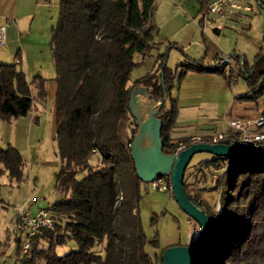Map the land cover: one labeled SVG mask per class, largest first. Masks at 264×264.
<instances>
[{
    "label": "trees",
    "instance_id": "1",
    "mask_svg": "<svg viewBox=\"0 0 264 264\" xmlns=\"http://www.w3.org/2000/svg\"><path fill=\"white\" fill-rule=\"evenodd\" d=\"M153 6L154 0H59L50 45L57 82L54 137L60 167L56 186L64 195L45 207L52 227L41 228L26 252L21 234L15 237L14 264H156L147 245H157V238H147L136 208L142 180L128 144L137 130L129 107L132 89L145 87L148 98L158 101L164 91L169 97L173 85L165 52L159 54L158 67L128 84L138 64L135 53L144 55L154 47ZM227 64L228 57L211 63L187 58L180 63L179 82L192 70L220 74L231 84L236 69L248 86L238 98H263L264 116V51L256 54L251 65L242 58L236 68L226 70ZM34 77L40 78L43 92L42 78ZM30 85L15 62H0V119L28 114L33 105ZM166 100L158 117L163 150L171 153L193 139L173 141L171 129L178 109L173 97L168 106ZM130 117L135 124L129 130ZM95 152L100 156L96 165L90 162ZM201 161L225 167L212 186L219 189V209L198 192L191 193L184 175L185 190L211 218L208 241L191 264H264V153L211 154ZM23 165L17 147L0 145V176L6 172L20 181ZM68 240L75 242V248L59 254L57 246ZM40 241L47 244L41 246Z\"/></svg>",
    "mask_w": 264,
    "mask_h": 264
},
{
    "label": "rangeland",
    "instance_id": "2",
    "mask_svg": "<svg viewBox=\"0 0 264 264\" xmlns=\"http://www.w3.org/2000/svg\"><path fill=\"white\" fill-rule=\"evenodd\" d=\"M51 1L54 4L53 9L58 12L59 0ZM210 1L154 0L152 16L155 25L154 47L144 55L141 53L134 55L138 64L132 69L128 84L158 67L161 60L159 54L166 53L165 64L174 74L166 106L170 104L172 97L176 100L178 111L175 123L187 118L178 99L180 63L187 58H201L203 62L211 63L215 59L228 57L226 70H229L230 67L236 68L241 58L251 65L256 54L264 51V0H240L242 4H249L251 8L235 9L229 18L210 12L208 18L203 19V12L207 10ZM12 61V55H8L3 48H0V62ZM35 61L43 65L41 70L45 76L56 75L50 48L48 52L44 50L40 53ZM24 71L28 72L29 78L32 79L39 70ZM234 73L236 74V70ZM233 76L229 86L234 101L226 117H219L217 123L220 124L217 130L211 132L213 135H217L219 131H226L231 117L246 119L262 115L263 98H238L239 95L247 93L248 86L243 78L235 79ZM54 101L55 97L47 98L43 105L45 108L39 113L38 120L32 126H30L31 112L28 115L0 119V145H14L21 152L24 160L22 180L10 179L6 172L0 176V240L6 242L4 264H14L17 256V242L10 226L18 210L23 208L34 212L40 207L51 205L64 195L56 186L60 157L57 154V142L54 137ZM206 110V108L202 109L203 117L209 118L215 115L214 112L213 115L208 114ZM200 117L201 115L199 117L196 115L194 118L200 119ZM127 123V128L130 130L135 121L130 117ZM177 129L173 131L174 133L171 129V136L175 142L180 138L173 136L181 137L185 134L198 133L195 125L185 127L184 130ZM210 154L201 151L192 156L185 170V182L191 193L198 192L213 208L219 209V189H213L212 186L218 175L222 173L225 164L221 168L203 165L201 159L207 158ZM90 162L94 165L100 163L97 152L91 156ZM146 185L145 181L140 182V196L136 208L147 238H157V245L148 244L147 248L156 264H161L162 249L190 243L198 235L200 225L179 206L173 195L163 190L146 189ZM46 244L40 241L41 246ZM75 246L73 240H68L65 244L58 245L56 250L59 254H63Z\"/></svg>",
    "mask_w": 264,
    "mask_h": 264
},
{
    "label": "crops",
    "instance_id": "3",
    "mask_svg": "<svg viewBox=\"0 0 264 264\" xmlns=\"http://www.w3.org/2000/svg\"><path fill=\"white\" fill-rule=\"evenodd\" d=\"M53 6L51 0H0V24L6 25L7 36L3 50L8 55H12V62L20 65L19 67L23 70H39L36 71L32 79L29 78L28 72H25L27 79L31 82L33 96V105L29 111L32 113L30 126L38 120L39 113L45 108L43 105L47 98L55 97L57 89L55 76H45L41 70L43 65L35 61L40 53L44 50L48 52L49 48L51 49L52 25L58 13L53 9ZM34 76L42 78L43 92L40 90V78L36 77L35 79ZM232 97L230 86L224 76L210 72L187 71L178 85L180 107L184 108L187 118L175 123L172 132L178 130L177 128L184 130L185 127L195 125L199 134L173 137L180 139L189 137L193 140L213 139L218 134L225 132L219 131L217 135L211 133L218 129L219 117H226L227 111L234 101ZM53 107H55V101ZM203 108L207 109L208 114L213 115L212 112H214L215 115L209 118L203 117ZM196 115L198 117L201 115L200 119H195ZM4 245H6L5 240H0V264H4L5 261Z\"/></svg>",
    "mask_w": 264,
    "mask_h": 264
},
{
    "label": "water",
    "instance_id": "4",
    "mask_svg": "<svg viewBox=\"0 0 264 264\" xmlns=\"http://www.w3.org/2000/svg\"><path fill=\"white\" fill-rule=\"evenodd\" d=\"M166 98L165 91L163 97L155 101L153 98H148L145 87L138 86L132 89L129 107L137 121V130L132 139L130 153L136 173L142 181H150L163 175L169 176L175 200L199 223L201 231L196 240L184 245L168 246L162 253V264H191L203 250L211 231L209 214L184 188V174L192 156L201 151L216 156L259 154L264 153V143L242 144L230 137L213 142L196 139L178 152H165L160 136L161 119L158 117V112Z\"/></svg>",
    "mask_w": 264,
    "mask_h": 264
},
{
    "label": "built area",
    "instance_id": "5",
    "mask_svg": "<svg viewBox=\"0 0 264 264\" xmlns=\"http://www.w3.org/2000/svg\"><path fill=\"white\" fill-rule=\"evenodd\" d=\"M249 10V4H242L240 0H211L207 10L203 12V19L208 18V14L215 13L221 17L229 18L235 9ZM6 25L0 24V48H4L6 44ZM236 70V69H235ZM233 78H240L237 73H234ZM224 137L236 139L242 144L257 145L264 143V116L253 118H231L228 120V129L218 134L210 141H219ZM196 140V139H195ZM131 145V142L128 143ZM180 144L173 152H178L184 147ZM146 189L163 190L173 195V187L169 176H158L153 180L146 181ZM190 221V219H189ZM53 219L49 211L45 207H40L34 212H29L23 208L19 209L14 220L11 223L10 229L15 237L21 234L22 251L26 252L31 246L32 237L41 228L52 227Z\"/></svg>",
    "mask_w": 264,
    "mask_h": 264
}]
</instances>
